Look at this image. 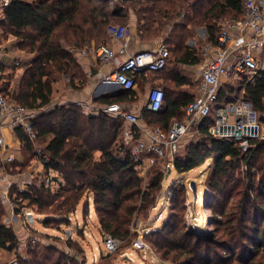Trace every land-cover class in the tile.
I'll list each match as a JSON object with an SVG mask.
<instances>
[{"label": "trees", "instance_id": "1", "mask_svg": "<svg viewBox=\"0 0 264 264\" xmlns=\"http://www.w3.org/2000/svg\"><path fill=\"white\" fill-rule=\"evenodd\" d=\"M84 1L12 0L0 11V36L14 35L16 41L13 46L26 48L35 54L27 61L12 91L9 81L14 71L11 69L7 74L6 64L0 62V91L28 110L36 112L32 119L33 127L43 153L49 158L44 162V167L46 170L52 168L63 179V184H60L56 192L45 185L43 177L36 178L22 190L15 189L14 211L22 219L23 209L30 211L31 220L35 215L42 216V224L48 226L53 222L56 225L68 224L71 221L69 215L80 207L85 220L91 211L96 214L98 212L94 215L100 233L124 237L129 231L128 218L131 219L135 208L128 206V210L123 203L136 196L144 208L154 205V197L162 190L165 181L162 161L152 152L141 155L154 160L149 167L151 176L144 182L137 175V167L143 161H136L131 146L123 141L125 123L121 117L112 116L101 109L83 113L77 102L55 104L48 110H41L48 108L52 102L56 76H66L76 90L82 89L88 80L87 72L82 68L74 50L66 47L57 36L58 30L67 26L73 38L72 45L81 49L88 48L91 42L98 39L97 23L89 15L86 18L79 16ZM127 5L133 6V1L117 0L115 9L105 15L126 17ZM241 15L242 0L147 1L137 22L138 39L147 43L154 42V38L161 39L158 43L168 49L169 56L161 70L134 73L136 84L161 79L160 87L164 91L159 110L151 111L145 108L146 100L143 102L141 120L144 126L158 125L167 130L172 120H182L187 103L195 97V85L180 70L182 64L195 65L203 60L202 48L187 43V39L193 35V27L203 24L207 30L204 41L215 44L222 22L238 19ZM234 92V85L222 83L218 102H224ZM244 97L260 113L261 120H264V68L256 75L254 82L244 86ZM137 100L134 88L119 87L93 98L92 102L107 106L115 102ZM211 122L210 116L199 121L195 129L197 138L177 152L173 168L177 174L185 175L210 159L211 165L204 184L218 197L222 195L230 198L238 194L237 210L232 208L228 216L218 218L217 214H225V204L211 218L215 227L223 228L225 238L214 233L204 238L205 241L203 237L186 231H180L178 235L171 234L174 232L171 220L146 237L153 238L165 233L166 242L159 244H166L171 247L170 250L178 249L185 255L184 261L178 264H226L222 260L221 251L225 254L223 258L229 259L236 249H242L238 261L246 258L242 262L263 264L259 260L257 263L254 261L264 248V137L254 139L248 150L242 153L237 144L209 134L207 127ZM14 132L26 143L25 150L28 149L31 155L29 142L22 130L16 129ZM138 137L137 132L134 143ZM10 165L13 167L10 172L13 173L28 166L16 160ZM17 166H20L18 170ZM240 166L246 168L248 182L243 183L241 176L235 175ZM253 167L256 168L254 173L251 172ZM257 173L259 176L255 179ZM183 177L170 188L168 199L180 202L184 197ZM4 201L0 188V247L12 251L17 248L18 234L12 225L2 222ZM209 206L212 207L211 204ZM119 209L126 219L118 214ZM26 219L27 225L31 227L28 215ZM189 237H194V242L190 243ZM66 239L69 245L77 247V252H64L56 244H41L35 239V244H28L26 255L19 254L18 264H85L80 262L79 253L83 250L78 247L77 241L71 235H67ZM100 256L109 257L110 252Z\"/></svg>", "mask_w": 264, "mask_h": 264}, {"label": "built area", "instance_id": "2", "mask_svg": "<svg viewBox=\"0 0 264 264\" xmlns=\"http://www.w3.org/2000/svg\"><path fill=\"white\" fill-rule=\"evenodd\" d=\"M11 1L0 0V11ZM234 26L247 29L250 32L249 37L245 38L242 34L234 37L232 33ZM129 30V25L110 23L106 27V32L115 43V47L101 43L93 49V55L98 61L111 66L109 72L104 75L103 81L114 82L123 88H135V72L163 69L169 56L168 49L162 43L153 49H140L127 53L125 40ZM259 52L264 53V0H242L240 20H225L217 34V42L203 44V60L194 65V73L198 79V93L187 103L183 119L172 120L167 130L158 125L144 126L141 115L135 111L132 101L115 102L103 108H93L85 103H80V106L83 113L101 109L112 116L121 117L125 123L123 141L131 146L135 160L143 161L144 165L139 164V167L143 169L154 163L153 159L141 157L146 152L154 153L158 160L173 167L182 138L192 127H196L202 118L209 116L212 117V122L207 127L209 134L237 144L240 151L245 153L254 139L264 137V121L261 120L260 113L244 97V86L254 82L256 75L262 69L258 60ZM2 54L0 45V59ZM19 63L18 60L15 61L16 65ZM224 82L232 85H236L237 82L239 86L232 97L220 103L218 102L219 90ZM163 98L162 87L151 86L146 94L145 108L151 111L159 110ZM0 116H8L7 122H0V162L4 168L9 167L15 158L12 154L2 156V149L5 147L3 128L7 126L13 132L20 129L29 142V148L33 154H31L32 171L29 169V172H35V163L43 166V171L35 174L44 178L45 185L50 190L54 188V185L59 188L60 184H63V179L52 168L49 167L46 170L44 167V162H47L49 158L43 153L38 143L37 132L33 127L32 119L36 116V112L28 110L14 98L0 91ZM130 126L135 128L131 129ZM137 132L139 133L138 141L134 143ZM2 181L4 184L7 183L5 175L1 176ZM9 207L13 211L14 204L10 202ZM23 212V224L27 225L26 217L31 213L26 209H23ZM12 216L6 218L3 224L10 225ZM73 216L77 218L76 210L69 215V219L72 220ZM90 217L89 213L88 218ZM30 241L35 242L34 239ZM106 245L109 249H114L117 241L108 235ZM6 264H18V259L12 258Z\"/></svg>", "mask_w": 264, "mask_h": 264}, {"label": "rangeland", "instance_id": "3", "mask_svg": "<svg viewBox=\"0 0 264 264\" xmlns=\"http://www.w3.org/2000/svg\"><path fill=\"white\" fill-rule=\"evenodd\" d=\"M123 1H133V6L127 5V16L120 18L105 15L109 14L112 10L115 9V4L117 0L84 1V8L79 16L82 15L84 18H86L87 15H89V17L91 16V19L94 20L95 23H98L99 21L102 22L101 26L98 28V39L96 38L97 40H94L96 43L94 42L92 48L90 49V52L101 42L108 43V35L106 33L105 28L110 23H120L129 25V29H132L134 27V29L132 30L136 31L137 22L140 20L141 15L143 13V9L146 6L148 0ZM204 34L205 28L203 24H198L194 26L193 35L187 39V43L191 46H196L201 49L203 46V40H201V38L202 36H204ZM57 36L66 47L74 50L78 61L80 57L79 54L88 49H81L72 45L73 38H71L72 36L70 34V29L67 26H63L61 29H59ZM154 40V42H148V44L153 45L161 39L154 38ZM15 41L16 38L14 35L10 34L3 35L2 37L0 36V45L3 53L5 51V46H9V51H6L8 53L6 57L8 61L6 62L5 67L8 69L7 74L11 72V69L14 71L13 76L10 78L9 81L11 91L16 87L18 79L21 73L23 72V68L27 64V61L35 55L33 52H28L26 48L19 49L18 47L13 46V42ZM158 45L159 44L153 47H158ZM153 47L150 48L153 49ZM17 60L20 62L18 65L15 64V61ZM65 80L69 84L68 78ZM88 81H86V83ZM235 84L236 85H234V94L236 93V90L239 86L237 82ZM62 89L63 86L61 84H54V94H52V102L48 108L45 107L41 110H48L49 108H51V106L55 104H60L63 97L58 98V93L62 91ZM143 109L144 108H142V110ZM195 129L196 127H192L188 134L182 138L179 148L180 151L182 150V147H184L189 141L197 138V133ZM210 162V159L206 160L203 164L190 170L185 175L177 174L174 168L172 166H169L171 167V171L169 172L167 177L164 176V186L162 187V190L157 193V195L154 197L153 206L144 208L143 205L140 203V198H136V196H134L133 199L126 200L123 203V206H126L128 210V206H131L135 208V210H133V215L131 216V219L127 217L129 220V223L127 225L129 231L124 237L113 236L112 234L106 232L100 233L98 231V221L95 216L98 214V212L96 214L94 211H91L92 218L90 217L85 220L83 218L80 207L77 209V219H75V217L73 216L72 220L69 221L68 224L63 223L61 225V223H58L56 225V223L53 222L48 226H44L42 224L43 217H38L35 215L34 220L30 224L34 229L36 228L39 230L35 231L33 229H30L29 226L23 224V228L25 229L26 233L22 235L26 236L21 237V235H18L19 246L16 249H13L12 251L5 250V253H3L2 255V257L5 259H2L4 260L3 264H6V262L12 258L16 257L18 259L19 254L26 255L28 244L32 243L30 241L31 239H37L38 242L41 244H56L59 249L61 248L64 252L67 251L68 253L72 254L77 252L75 250L77 247L73 246L72 244L69 245V242L66 239L67 230H70V235L74 238V240L77 241L78 247L82 248L83 251L79 253V259L80 262L85 264H178V262L184 261L185 255L182 253V251L178 249L170 250L171 247L166 246V244H159L161 242H166L167 235L165 233L158 234L153 238H148L146 237V235H149L154 230L162 228L165 222L171 220V224L174 225V232L172 231L171 234L178 235L180 234V231H186L191 235H199L203 237V239L201 238L202 240H205L204 238L213 236L214 233H216L218 237L223 236L225 238V235H223V228L215 227V225H213V223L211 222V218L215 215V212L220 210L225 204V214H217L218 218L223 219L228 216L233 210L232 208H234V210H237L238 194H234L230 198L222 195L218 197L217 195H214L212 190L204 184V179L208 174L207 172H209V167L211 165ZM149 167H147L146 169H143L139 166L137 167V175L142 178L144 182H146L149 176H151V173H149ZM162 167L165 172L164 174H166L168 171V166L164 164L163 161ZM19 168L20 166H17L16 170H18ZM27 168L28 167H26L20 172L15 171L14 173L10 172V170L13 169L12 165L4 168L5 170L3 171L2 176L5 175L7 177V183L5 182L6 184H4L3 181L1 182L0 178V188L1 194L4 196V198H6L5 202L8 203V206L10 202L12 204L14 203V199L16 196L15 189L22 190V181L25 179V177L29 176L32 182L36 178H42L35 174V172H29ZM255 170L256 168L253 167L251 169V172L254 173ZM247 174L248 172L246 171V168L244 166H240L235 173L236 176H241L240 178L243 180V183L248 182ZM181 176H184L183 182L185 184V198L183 197L180 202H175L171 199H168V192L174 184L177 185L176 181H178ZM258 176L259 175L257 173L255 179H257ZM190 180L195 181V193H193V191L189 187ZM51 191H58L57 186L54 185V188ZM238 191L241 192L239 189ZM209 204H211L212 207H210ZM9 210L10 212L8 213L10 214L8 215H18L15 213L14 209V212L10 208ZM117 212L118 214L124 217L123 219H126L122 210L119 209L117 210ZM238 212L235 214H238ZM18 216L20 217V215ZM20 219L22 218L20 217ZM108 235H111L117 241V246L114 249H109L106 245V238ZM189 240L190 243L194 242V237H189ZM33 244H35V242ZM241 250L236 249V251L229 259L223 258L225 254L224 251H221L222 260L226 261V264H248L242 262L247 260L246 258H244V260L242 261L237 260V257L240 258L242 256ZM106 252H110V256L101 258L100 254H106ZM263 254L264 248L260 250L259 255L256 256L254 263H257V260H259L264 264ZM213 259L215 260V256H213ZM215 261L218 260L216 259Z\"/></svg>", "mask_w": 264, "mask_h": 264}, {"label": "crops", "instance_id": "4", "mask_svg": "<svg viewBox=\"0 0 264 264\" xmlns=\"http://www.w3.org/2000/svg\"><path fill=\"white\" fill-rule=\"evenodd\" d=\"M236 19V18H235ZM237 21L240 20V18L236 19ZM102 22L99 21L97 23L98 28L101 26ZM205 28V34L204 36H202L201 40H203V44L206 42L205 37L207 35V30L206 27ZM134 29V27L132 28ZM130 28L129 30V35L125 40V50L127 53H133L135 51H138L140 49H150V47L156 46L157 44H160L158 42L154 43L153 45H149L148 43H143L142 41H140L138 39L137 33L136 31L132 30ZM106 30V28H105ZM107 33V32H106ZM232 33L233 36L236 37L239 34L243 35V37L247 38L250 35V32L243 28L242 26H237V27H233L232 28ZM108 35V34H107ZM204 37V39H203ZM95 41L91 42V45L88 47V49H86L85 51L81 52L80 57H79V62L82 66V68L85 70V72H87L89 81L84 85V87L82 89L76 90L73 88V86L70 85V83L68 84L66 82L65 79H67L66 76H56L57 79L54 82V84L59 85L61 84L63 86L62 91H60L58 93V98L63 97L61 100V103H67V102H77L78 104L80 103H85L88 104L89 106L93 107V108H103L104 106H100L97 105L96 103H93V98L101 96L103 94L112 92L114 89L119 88V86L114 83V82H105L103 81V77L105 74H107L111 68V66L109 64H104L100 61H98L94 55H93V50L90 52V49L92 48L93 44ZM110 46L115 47V43L111 40V38L108 36V41H107ZM96 43V42H95ZM152 43V42H151ZM154 48V47H153ZM5 51L2 54V57L0 59V62H4L6 64L7 60V55H8V51H9V46H5ZM89 50V51H88ZM7 51V52H6ZM6 52V54H5ZM258 54V60L259 63H261L262 65V69L264 68V53H257ZM181 70V74L187 78L190 79L193 84L195 85V90H193V92L195 93V95L198 93V79L196 78V74L194 73V65H187V64H182L180 67ZM69 81V80H68ZM160 82L161 79H156L154 81H146L143 82L142 84L137 83L134 90L137 94L138 100L137 102H134L133 107L135 108V111L140 113L141 118H142V113L143 111V102L146 100V94L149 90V88L153 85H158L160 86ZM184 87H187V85H185ZM55 89V88H54ZM54 94V92H53ZM133 102V101H132ZM142 107V108H141ZM8 121V116H0V122H7ZM142 121V120H141ZM143 124V122H142ZM3 137H4V141H5V147L2 149V156H7L8 154H12L15 158L16 161H19L20 163H27L28 164V170L30 169V171H32V165H33V158L30 155L29 150H25V142L22 141L15 132H13L9 127L5 126L3 128ZM4 166L3 164L0 162V178L2 176V173L4 171ZM35 173L39 174L40 172L43 171V166L36 164L35 163ZM32 181L30 180V177H25V179L22 181V189L26 188L27 186H29V184ZM27 184V185H25ZM6 199V198H5ZM4 207H5V213L2 216V222L4 223V220L6 218H10L11 215H8L10 213L9 210V206L7 202H3ZM77 213V210H76ZM78 214V213H77ZM90 216L92 218V214L90 213ZM13 220H11L12 222L10 223V225H12L15 230L17 231L18 235H21V237L26 236V235H22L24 233H26L25 229L23 228V223L21 222V219L19 218L18 215H13ZM32 218V217H31ZM40 219V218H39ZM77 219V218H76ZM34 220V219H33ZM31 220L30 223L33 221ZM28 226V225H27ZM30 227V226H29ZM30 229L33 230H39V229H34L32 226L30 227ZM3 253H5V249L0 247V264H3L4 262V258L2 257ZM4 259V260H2Z\"/></svg>", "mask_w": 264, "mask_h": 264}, {"label": "water", "instance_id": "5", "mask_svg": "<svg viewBox=\"0 0 264 264\" xmlns=\"http://www.w3.org/2000/svg\"><path fill=\"white\" fill-rule=\"evenodd\" d=\"M171 171V167L168 166V171L167 173L165 174V176L167 177L169 172ZM195 181L194 180H190L189 181V187L191 188V190L193 191V193H195ZM29 220L31 221V215L29 214ZM67 235H70V230H67L66 232Z\"/></svg>", "mask_w": 264, "mask_h": 264}]
</instances>
